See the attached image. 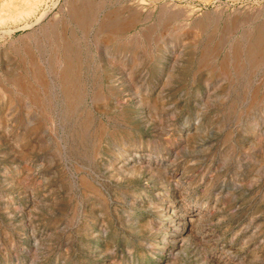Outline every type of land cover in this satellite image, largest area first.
I'll return each instance as SVG.
<instances>
[{
  "label": "rangeland",
  "instance_id": "rangeland-1",
  "mask_svg": "<svg viewBox=\"0 0 264 264\" xmlns=\"http://www.w3.org/2000/svg\"><path fill=\"white\" fill-rule=\"evenodd\" d=\"M72 1L0 0V264H264V0Z\"/></svg>",
  "mask_w": 264,
  "mask_h": 264
},
{
  "label": "bare ground",
  "instance_id": "bare-ground-1",
  "mask_svg": "<svg viewBox=\"0 0 264 264\" xmlns=\"http://www.w3.org/2000/svg\"><path fill=\"white\" fill-rule=\"evenodd\" d=\"M34 1V0H33ZM22 2V1H21ZM27 2V1H26ZM73 3L71 4V7H69V15L72 19V21L78 26L81 27L84 31H88L89 28L92 26V24H95V22H99V18H98V10H100V4H95V2H93V0H74L72 1ZM34 5V3H33ZM137 6V5H136ZM166 7V6H165ZM163 7V8H165ZM31 8V7H30ZM161 8V9H163ZM127 9V7H126ZM130 9V8H129ZM29 10V9H27ZM138 11L137 8L133 9L130 14H128V16H126L125 18L122 17L121 12H119L118 10H112L111 12L108 13V19L107 17L103 20H101V27H106V29H104L105 31H101L100 29H98V33L97 38H99L100 36V40L102 41H110L115 39L117 36H121L123 37V34L125 32H127L129 29H131L133 26H135L138 22H139V17H138ZM19 12H21V10H19ZM18 12V13H19ZM167 12V11H166ZM174 12V11H173ZM242 12V11H241ZM23 13V12H22ZM25 13V12H24ZM29 13V12H28ZM98 13V14H97ZM165 13V12H164ZM175 13V12H174ZM248 13V12H247ZM250 13V12H249ZM252 13V12H251ZM21 14V13H20ZM160 14V13H159ZM176 14V13H175ZM185 14V13H184ZM258 14V12H257ZM260 14V13H259ZM141 15V14H140ZM161 15V14H160ZM159 15V17H160ZM165 15V14H164ZM238 15V14H237ZM256 15V14H255ZM106 16V15H105ZM166 19H171L173 18L172 13H168ZM250 16V15H249ZM252 16V15H251ZM257 16V15H256ZM262 16V15H261ZM264 16V15H263ZM224 17H226L224 15ZM239 17V16H238ZM245 17H247V15H245ZM227 18V17H226ZM244 18V17H243ZM241 20L240 18H234L232 20H230V27H233L234 29H238L241 25H243L248 19L245 18ZM39 19V18H38ZM216 19V18H215ZM260 19V18H259ZM219 20V19H218ZM228 20V19H227ZM168 21V20H167ZM166 21V22H167ZM201 21V20H200ZM225 21V20H224ZM250 21V20H249ZM202 22V21H201ZM226 22V21H225ZM204 23V22H203ZM201 23V24H203ZM229 23V22H228ZM248 23V22H246ZM210 24V22H209ZM204 25V24H203ZM219 25V24H218ZM226 25V24H225ZM169 26V25H168ZM227 26V25H226ZM224 26V27H226ZM195 27V26H194ZM192 27V28H194ZM202 27V26H201ZM205 27V26H203ZM219 27V26H218ZM153 28V26H152ZM246 28V27H245ZM244 28V29H245ZM252 28V27H251ZM250 30H243V32L241 33V36L244 38V44L241 45L240 42H236L232 45V55L230 56V58L237 62H241L243 60H245V62H248L250 65H255L257 64L256 62L258 61H263L264 60V23H261L259 25H257L255 28ZM62 29V28H61ZM81 29V30H82ZM208 29V28H207ZM242 29V28H241ZM198 30V29H197ZM220 30V29H219ZM145 31V30H144ZM214 31V30H213ZM242 31V30H241ZM195 32V31H194ZM201 32V31H200ZM217 32V31H216ZM224 32V31H223ZM102 33V34H101ZM205 33V32H204ZM212 33V32H211ZM214 33V32H213ZM218 34V33H217ZM54 35V34H53ZM214 36V35H213ZM209 37V36H208ZM241 37V38H242ZM26 38V37H25ZM145 38V37H144ZM120 39V38H119ZM222 39V38H221ZM220 39V41H221ZM71 40V39H70ZM201 40V39H200ZM115 41V40H114ZM126 43V41H125ZM70 45V44H69ZM206 45V44H205ZM67 46V44L65 43V47ZM240 46H242L241 48H245L242 49L239 48ZM203 47V46H202ZM205 47V46H204ZM207 47V46H206ZM213 47V46H212ZM125 48V47H124ZM202 49V48H201ZM218 49V48H217ZM80 51V50H79ZM203 51V50H200ZM210 51V50H207ZM27 52V51H26ZM74 52V51H72ZM75 53V52H74ZM67 54V53H66ZM76 54V53H75ZM81 54V53H79ZM78 54V55H79ZM208 54V53H207ZM206 54V55H207ZM70 55V52H69ZM136 55V54H135ZM201 55H205V54H201ZM230 55V54H229ZM78 57V56H76ZM206 58V56H205ZM224 59H222V62H226L227 58L230 60L229 56L225 55L223 57ZM77 59V58H76ZM204 59V58H203ZM207 59V58H206ZM63 64L64 67L62 68V72L60 73V79L63 82V87H64V93L70 98V99H77L78 98V94L77 92H72L73 89V85L74 83L72 82L73 74L75 75V73L72 74L74 68L76 67L75 65H73V63L71 62L70 59H68L67 56L64 55L63 57ZM79 61V60H78ZM77 61V62H78ZM50 62V61H49ZM228 62V61H227ZM75 63V62H74ZM81 63V62H79ZM205 63V62H203ZM225 64V63H224ZM80 65V64H79ZM84 65V64H83ZM228 65V64H227ZM247 65V64H246ZM202 66V65H201ZM238 67V65H237ZM77 68V67H76ZM81 69V68H80ZM227 69V68H226ZM248 69V68H246ZM245 70V69H244ZM249 70V69H248ZM80 71V70H79ZM243 71V70H242ZM35 72V71H34ZM239 72V71H238ZM37 74V73H36ZM41 74V72L39 73V75ZM43 74V73H42ZM38 75V74H37ZM241 75V74H240ZM78 81V80H77ZM11 82L15 85H18V83L15 80L11 79ZM21 82V81H20ZM25 87V86H24ZM76 87V86H75ZM20 89V88H19ZM252 90V89H251ZM80 91V90H79ZM73 93V94H72ZM69 100V99H68ZM67 100V101H68ZM70 102V101H69ZM73 102V101H72ZM69 105V103H68ZM75 106V105H74ZM85 116V115H84ZM86 119V118H85ZM81 123V122H80ZM79 128V127H78ZM83 129V128H82ZM87 130V129H86ZM100 130V129H99ZM97 131V130H96ZM86 132V131H85ZM101 133V132H100ZM82 134V133H81ZM80 134V136H81ZM84 134V133H83ZM82 134V135H83ZM95 134V133H94ZM98 135V134H97ZM85 136V135H84ZM78 138V136H77ZM83 138V137H81ZM79 139V138H78ZM82 141V139H81ZM86 181V180H84Z\"/></svg>",
  "mask_w": 264,
  "mask_h": 264
}]
</instances>
